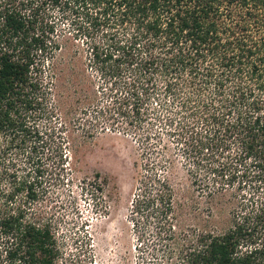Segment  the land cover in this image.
Masks as SVG:
<instances>
[{
  "label": "trees",
  "instance_id": "obj_1",
  "mask_svg": "<svg viewBox=\"0 0 264 264\" xmlns=\"http://www.w3.org/2000/svg\"><path fill=\"white\" fill-rule=\"evenodd\" d=\"M56 10L81 21L89 63L109 88L95 118H125L121 129L149 155L130 213L142 262L264 264V0H0V264L56 258L30 207L46 193L40 154L50 146L38 123L55 113L43 69L61 50ZM162 135L216 185L251 188L224 222L178 224ZM204 182L209 198L222 193Z\"/></svg>",
  "mask_w": 264,
  "mask_h": 264
},
{
  "label": "rangeland",
  "instance_id": "obj_2",
  "mask_svg": "<svg viewBox=\"0 0 264 264\" xmlns=\"http://www.w3.org/2000/svg\"><path fill=\"white\" fill-rule=\"evenodd\" d=\"M52 20L53 36L61 50L53 60L47 59L43 70L47 80L52 75L47 90L55 113L38 123L50 146L40 154L46 164L42 185L46 193L30 207L42 212V222L55 240L53 264H145L130 213L140 188L139 176L148 170L149 155L141 152L134 132L121 129L125 118L113 121L99 114L95 118V108L110 103L101 98L109 88L102 86L99 72L89 63L81 21L57 10L52 12ZM95 94L93 107L82 111L85 100ZM161 138L158 144L168 148L163 151L167 160L160 170L173 186L178 224L186 229L211 216L224 222L251 188L239 180L216 185L206 174V165L192 169L181 146L165 135ZM61 152L62 166L54 170ZM204 180L210 189L219 188L222 193L209 198L201 183ZM143 254L148 262L149 256Z\"/></svg>",
  "mask_w": 264,
  "mask_h": 264
}]
</instances>
